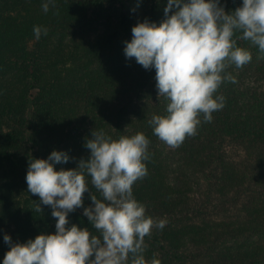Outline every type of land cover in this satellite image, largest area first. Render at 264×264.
<instances>
[{
	"label": "trees",
	"instance_id": "obj_1",
	"mask_svg": "<svg viewBox=\"0 0 264 264\" xmlns=\"http://www.w3.org/2000/svg\"><path fill=\"white\" fill-rule=\"evenodd\" d=\"M0 0V264L10 245L54 234L50 206L27 190L34 159L53 150L70 160L57 171L75 169L90 157L85 144L93 130L113 139L143 132L150 141L147 175L133 185L146 215L166 220L145 237L144 257L161 264H264V58L250 42L241 69H227L217 95L224 107L203 122L195 136L170 148L153 134V115L166 114L158 97L155 69L146 70L124 54L132 28L148 20L159 25L168 0ZM243 0H220L226 12ZM172 13H169L171 15ZM47 28L35 38L33 28ZM237 36L241 33H237ZM235 38V37H234ZM72 224L99 233L83 215Z\"/></svg>",
	"mask_w": 264,
	"mask_h": 264
},
{
	"label": "clouds",
	"instance_id": "obj_2",
	"mask_svg": "<svg viewBox=\"0 0 264 264\" xmlns=\"http://www.w3.org/2000/svg\"><path fill=\"white\" fill-rule=\"evenodd\" d=\"M50 5L55 7V0L41 5L45 13ZM164 15L159 25L137 23L124 54L146 70L155 69L158 97L167 101L166 114L153 115L148 123L160 141L178 148L197 134L202 121L210 123L212 114L225 106L218 90L224 82L236 83L227 69L251 62V51L237 46V40L250 42L258 48V58H264V0H243L231 12L220 0H168ZM33 32L39 40L48 29L34 26ZM149 143L143 132L113 139L103 130H93L85 144L90 157L81 159L75 169H55V164L70 160L63 151L31 160L27 190L39 197L36 212H42L41 204L51 207L56 231L15 244L5 234L10 250L3 264H161L145 259V237L153 228L163 229L167 221L147 216L145 205L133 196V185L148 172L144 161L149 159ZM86 177L100 198L91 193L92 205L83 208V215L99 235L87 227L67 226L69 213L84 205Z\"/></svg>",
	"mask_w": 264,
	"mask_h": 264
}]
</instances>
